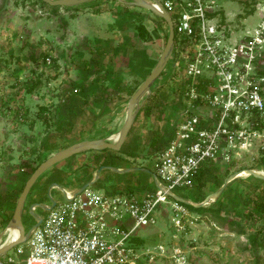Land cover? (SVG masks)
<instances>
[{
    "label": "rangeland",
    "instance_id": "obj_1",
    "mask_svg": "<svg viewBox=\"0 0 264 264\" xmlns=\"http://www.w3.org/2000/svg\"><path fill=\"white\" fill-rule=\"evenodd\" d=\"M222 3L225 22L232 29L238 31L245 26L250 29L259 20L258 12L242 16L254 0H222ZM156 16L149 9L117 0H91L57 8L42 0H0V161L7 159L5 162H14L15 165L11 169L12 175L8 177L11 181L0 180V232L10 220L7 221L30 168L41 157L46 159L57 151H45L42 144L47 134L55 130V120L59 114L66 118L69 116L66 100L72 103V100L74 102L85 96L96 100L122 97L126 104L130 96L114 92L111 88L118 73L128 71L126 78L136 90L151 72L166 43L164 24L160 25ZM140 26H144L145 35L141 33ZM49 57L52 61L43 63ZM183 63V59L172 55L148 95L162 92L166 101L149 116L143 111L139 114L134 125L135 137H145L149 141L153 137L159 139L174 124L177 108L172 98L177 95V76L181 72L178 70L183 71ZM83 84L85 88L78 90ZM31 86L34 89L29 91ZM98 105L99 102L94 103V107ZM119 122L116 119L108 121L110 137L115 138L121 129ZM80 131H85V128ZM70 132L64 130L60 137L53 140L60 149L74 143H65V137ZM144 142L137 150L138 158L144 162L134 163L151 169L150 160L155 154L150 153V144ZM85 152H90L88 158L91 160L96 154L99 157L107 153L122 154L112 149ZM12 155L14 158L8 160ZM249 161L224 163L219 160L208 168L206 164L204 169L212 172L206 175L205 194L201 197H197V187L177 188L175 191L187 199L200 202L215 192L234 171L250 168L264 170L263 160ZM19 162L23 163L21 167L16 165ZM132 163L114 162L111 166ZM69 169H72L71 166ZM119 178L131 181V188L137 191L155 185L151 173L142 170L120 173L103 169L100 178L91 187L116 189ZM258 178L249 175L237 177L228 183L214 201L217 206H222L224 217L217 219V228L204 221L192 228L185 238L181 237L188 244L186 264H264V247L259 245V242H264V218L251 215L249 209L252 197L264 192V181ZM58 185L72 188L69 181L58 182ZM49 186L50 183L40 191V202L64 198L59 188L50 189ZM31 195H28L26 206L30 203ZM36 211L43 216L47 213L42 207H37ZM229 218L239 225H231ZM23 220L27 230L36 221L27 211ZM173 232L168 221L159 218L155 226L143 227L139 233L148 243L170 244L175 239ZM7 237L6 233L4 240ZM191 237L196 240L189 243ZM254 237H257V244L252 242ZM14 253L15 246L0 257L7 259ZM153 264L176 263L169 258L159 257Z\"/></svg>",
    "mask_w": 264,
    "mask_h": 264
},
{
    "label": "built area",
    "instance_id": "obj_2",
    "mask_svg": "<svg viewBox=\"0 0 264 264\" xmlns=\"http://www.w3.org/2000/svg\"><path fill=\"white\" fill-rule=\"evenodd\" d=\"M150 1L169 12L175 33L185 40L177 117L155 155V185L144 191L89 185L65 193L0 264H153L159 257L186 264L189 250L182 239L201 222L218 224L175 198L183 197L175 190L196 187L206 164L264 161V0H255L259 20L253 28L238 31L226 17L223 22L222 0ZM159 218L178 240L148 243L139 233Z\"/></svg>",
    "mask_w": 264,
    "mask_h": 264
},
{
    "label": "water",
    "instance_id": "obj_3",
    "mask_svg": "<svg viewBox=\"0 0 264 264\" xmlns=\"http://www.w3.org/2000/svg\"><path fill=\"white\" fill-rule=\"evenodd\" d=\"M46 3L56 6H74L77 4L85 3L91 0H43ZM120 2H124L125 4L139 6L142 8L149 9L155 15L163 18L168 25V37L165 43V46L158 58L156 64L152 68L151 72L147 75V77L143 80V82L139 85V87L134 91V93L130 96L127 105V113L125 121L118 132L117 137L112 140V138H92V139H85L76 141L65 148L59 149L56 152L52 153L46 159H44L40 164L35 168V170L30 174L27 178L22 191L20 192L18 199L16 201V205L14 207L12 216L4 227V229L0 232V256L11 250L17 244L24 242L30 236L32 230L39 225L42 220V215L38 213L35 209L37 207H42L44 210H49L51 205H46L40 201H32L27 206V198L30 194L33 186L37 182V180L51 167L56 165L58 162L69 158L75 154L89 151V150H105V149H112L115 151H119L123 144L125 143L129 132L133 126L135 118L141 109L145 98L151 93V88L154 83L158 80L161 76L163 71L165 70L166 66L168 65L175 48V28L174 23L171 18L169 12L159 4V8L150 0H117ZM159 3L158 0H154ZM103 169H110L115 172L126 173L130 171H138V170H145L150 171L148 168H144L141 166H132L126 168H119L116 166L111 165H100L95 173V176L92 180L83 184L78 191L83 190L85 187L94 184L97 179L99 178ZM249 171V175H254L259 178L264 179V174L256 171L255 169H247ZM238 171H234L229 175L227 180L213 193L207 195L203 200L200 202H191L190 200L173 195L178 200H181L187 204H193L197 207L205 206L216 201L222 192L227 187L228 183L233 179L239 177ZM57 184V183H56ZM27 211L30 216H32L36 221L33 223L30 228L27 230L24 224L23 215L24 212ZM16 230L17 235L14 238H10V231L9 230ZM9 231V232H8ZM8 234V237L4 240V235Z\"/></svg>",
    "mask_w": 264,
    "mask_h": 264
},
{
    "label": "crops",
    "instance_id": "obj_4",
    "mask_svg": "<svg viewBox=\"0 0 264 264\" xmlns=\"http://www.w3.org/2000/svg\"><path fill=\"white\" fill-rule=\"evenodd\" d=\"M127 73L128 71H125V70H123L122 72H119L118 77L116 78V81H119L122 79L123 82H126L128 85H131V83L126 78ZM84 98L89 99L88 107H85V106L83 107L82 105H79L78 99L74 100V102L72 100V103L69 102L67 105H68V111L71 114L69 113V116L67 118L59 114V116L55 120V130L52 132H49L46 138L51 137L53 135L52 137L53 138L55 137V140H56V137H60L58 132L56 131V121L57 120H63L65 123V127H68V131H71L70 134L67 136V138L65 137V140H66L65 143L67 144H69L70 142H76L79 140L92 139V138H112V140L116 138V137L115 138L110 137L108 135L109 133L108 121L116 119L120 121L119 123L121 125H123L125 118H126L128 102L126 101V104H124V98L122 97L121 98H117V97L116 98H113V97L97 98L98 100L91 99V96H85ZM96 102H99V105L97 107H94V103ZM72 126L73 128L74 127L75 128L70 129V127ZM76 127H78V129ZM84 128H85V131L81 132L80 130L81 129L83 130ZM77 130H79L80 133H77L76 132ZM133 132H134V128L131 131V133L129 132V135L125 143L122 146L124 149L131 150V149L136 148V151H137L139 147L142 145L141 144L142 141H145L144 144L146 143L150 144L149 142H151V140L150 141L146 140V138L142 136H141L142 138H140L139 136L135 137ZM113 134L114 132H112V136H114ZM119 155H121L122 158L117 159L116 162H133L132 164H129V165L116 166L119 168L139 166V164L137 163L135 164L134 162H144L142 161V158L140 159L136 156L127 155L124 153L119 154ZM89 156H90V152H81V153L75 154L69 158L62 160L58 162L56 165H54L53 167H51L37 180V182L33 186L30 192L32 193L31 195L32 198L30 202L40 201V199L42 198V193L40 191L46 188V186L49 183H50V186H49L50 189L59 188L62 191L63 196H64L65 193H72L78 190L86 182L92 180L95 176L97 166L94 163H89V162H94L93 160L88 158ZM13 158H14L13 155L9 156L8 160H12ZM6 160L7 159H4L2 162L0 161V180L11 181L10 178L8 177L12 175L13 170L11 169L15 165H14V162H5ZM145 162H148V161H145ZM150 162H151V169L148 168L150 171H145V170H142V171L151 173V176L156 183L155 174H154L155 155H152ZM70 163H74V164L69 165ZM16 165L21 167L22 162H19V164H16ZM69 166H71L72 169H69ZM85 166H90V168L85 169L84 168ZM141 167L147 168V166H141ZM61 181H69L70 185H72V188H68L65 186H59L58 182H61ZM122 184H124L126 187L130 186L129 188L133 186L131 185V181H129L128 179L125 180L124 178L122 179L119 178L116 188L118 186L124 187L122 186ZM54 200L56 199H52V201L48 203L47 202L46 203L42 202V203L46 205H51L54 202ZM35 210H37V208Z\"/></svg>",
    "mask_w": 264,
    "mask_h": 264
},
{
    "label": "trees",
    "instance_id": "obj_5",
    "mask_svg": "<svg viewBox=\"0 0 264 264\" xmlns=\"http://www.w3.org/2000/svg\"><path fill=\"white\" fill-rule=\"evenodd\" d=\"M43 1V0H42ZM45 2V1H43ZM46 3V2H45ZM53 6V5H52ZM59 5H56L54 6V8H57ZM101 11V10H99ZM255 12V0H254V3L252 4V6L250 8H246L245 12L242 14L243 17H247L251 14H253ZM221 14L223 16V22H224V19H225V16H224V12L221 11ZM240 16V17H242ZM157 19H158V23L160 25H163L164 24V28H165V40H167V37H168V25H167V22L159 17V16H156ZM158 24V25H159ZM140 29H141V33L143 35H145V30H144V26H140ZM185 40H180L178 35L175 33V48H174V52L173 54H175V56H177V58H181V51H180V43H183ZM50 58V61L48 60V58L46 60H43V63L44 62H51L52 61V58ZM34 59L37 60V58L35 57ZM181 71V72H179ZM178 72L180 74H178L177 77H179L182 73V70H178ZM177 74V72L175 73ZM93 84V82L91 83ZM94 85V84H93ZM178 86H179V83H178ZM88 87V86H87ZM111 87V86H110ZM85 88V85H80L78 90L79 89H84ZM114 92H123V93H126L128 94V96H131L135 89L131 87V85H128L126 82H123L122 79L119 80V81H115V83L112 85L111 87ZM34 89V86H31L28 88L29 91H32ZM178 89V88H177ZM108 98V97H107ZM73 99V98H72ZM78 99V104L79 105H82L83 107H88L89 105V99L88 98H77ZM166 98L164 97L163 93L161 92H154L152 95L148 96L146 102L144 103V105L141 107L139 113L137 114L136 116V119L134 121V124L130 130V133L131 131L133 130L134 128V125H135V122L137 121V118L139 116V114L143 111V113H145L147 116L153 114L155 112L156 109H159L161 108L162 104ZM66 100V99H64ZM71 100L67 101V104L70 102ZM172 101L175 102L176 104L178 103V99L174 96V98H172ZM45 109V108H44ZM46 111V110H45ZM53 115L49 116V117H52ZM21 119V118H20ZM46 119V118H45ZM52 119V118H51ZM64 130H68V127H65V123L63 120H57L56 121V131L58 132V134H62ZM169 132L170 130H168V133L165 135L164 133L160 136L159 139H157L156 137H153L152 141L150 142V153L152 151V154H155L157 153V151L159 149H161L167 142V139H168V135H169ZM57 134V136H58ZM53 136V135H52ZM47 137L43 144H42V149L45 150V151H55L57 149H60L61 147H58V145L53 141L55 139V137ZM56 136V134H55ZM166 136V137H165ZM151 148L153 150H151ZM105 150H110V149H105ZM119 153H124V154H127V155H131V156H136L138 157L139 154L137 153L136 151V148L134 149H131V150H126L124 149L123 147L118 151ZM119 158H122L121 155L119 154H113V153H107L105 154L104 156L102 157H99L98 154H96V157L93 159L94 160V164L97 166V168L100 166V165H113L114 162H116L117 159ZM44 160V158H40L38 160V162L36 164H34V166H32L30 168V171L27 173V176H26V179L25 181L27 180V178L30 176V174L35 170V168L40 164V162H42ZM23 165V163H22ZM85 169H89L90 166H85L84 167ZM83 169V168H82ZM212 171L210 170H207V169H203L200 173V175L198 176L197 180H196V187H197V197H201L202 195H204L205 193V185H206V180H207V176L209 173H211ZM258 178V177H257ZM259 180H262L264 181V179L262 178H258ZM24 186V183L22 185V188ZM201 199H199L200 201ZM196 202V201H195ZM198 202V201H197ZM251 206L249 207L250 209V214L251 215H257L259 218H264V192H260L258 193V195H254L251 199ZM188 207L194 211V212H197V213H200V214H209L214 221H217V219H224L223 215H222V206L219 205L217 206L216 205V202H212L210 204H207L205 206H201V207H197L193 204H188ZM12 214L9 216V218L7 219V221L11 218ZM219 222V221H217ZM229 222L231 225L233 226H238L239 223L234 221L232 218H229ZM136 242L138 244H144L145 243V239L144 238H141V237H137L135 238ZM254 244H257L258 243V240H257V237H254L253 238V241H252ZM260 246H263L264 247V242L261 241L259 242Z\"/></svg>",
    "mask_w": 264,
    "mask_h": 264
},
{
    "label": "bare ground",
    "instance_id": "obj_6",
    "mask_svg": "<svg viewBox=\"0 0 264 264\" xmlns=\"http://www.w3.org/2000/svg\"><path fill=\"white\" fill-rule=\"evenodd\" d=\"M255 170L258 171V172H260V173H262V174H264V170L263 169H260L259 168V169H255ZM249 174L250 173H249V171L247 169H243V170H241V171L238 172V176L239 177H247V176H249ZM9 231H10V238L16 237V235H17V231L16 230L12 229V230H9Z\"/></svg>",
    "mask_w": 264,
    "mask_h": 264
}]
</instances>
